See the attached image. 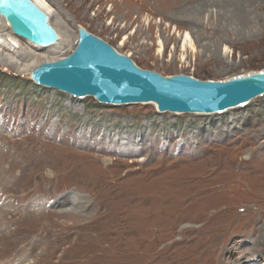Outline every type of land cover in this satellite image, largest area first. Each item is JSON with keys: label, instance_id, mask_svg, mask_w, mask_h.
<instances>
[{"label": "rangeland", "instance_id": "374dc122", "mask_svg": "<svg viewBox=\"0 0 264 264\" xmlns=\"http://www.w3.org/2000/svg\"><path fill=\"white\" fill-rule=\"evenodd\" d=\"M41 1L59 40L65 37L54 48L18 38L0 21V35L18 50L0 49V141L10 145L0 148V179L17 175L10 191L22 203L48 202L33 214L29 209L37 206L26 203L27 217L7 214L24 221L0 234V263L25 253L22 264H249L254 244L264 255V95L221 113L177 115L152 104L75 98L27 76L68 55L79 27L162 76L220 81L258 72L264 70V0L209 3V13L187 24L148 0ZM235 12L241 15L229 20ZM186 34L191 47L184 46ZM27 63L34 64L29 71ZM21 150L30 154L20 160L29 164L25 170L9 163ZM109 185L118 197L103 194ZM195 200L218 203V210L186 207ZM104 215L115 217L118 235L103 228Z\"/></svg>", "mask_w": 264, "mask_h": 264}, {"label": "water", "instance_id": "95a60500", "mask_svg": "<svg viewBox=\"0 0 264 264\" xmlns=\"http://www.w3.org/2000/svg\"><path fill=\"white\" fill-rule=\"evenodd\" d=\"M0 17L14 36L42 49L58 43L47 12L33 0H0ZM27 76L75 98L112 106L152 104L160 113L177 115L221 113L264 95V70L220 81L162 76L140 68L82 27L68 55L39 64Z\"/></svg>", "mask_w": 264, "mask_h": 264}, {"label": "bare ground", "instance_id": "6f19581e", "mask_svg": "<svg viewBox=\"0 0 264 264\" xmlns=\"http://www.w3.org/2000/svg\"><path fill=\"white\" fill-rule=\"evenodd\" d=\"M40 8H42L44 11L47 10L46 6L44 5V3L41 1V0H33ZM149 2H154L155 4L157 5H163L164 6V10L165 11H171L173 12L172 15H168L167 17L168 18H172L174 21H179L183 24H187V22H191L194 18H197L199 17L200 15L202 16V14H205V13H209V11L207 10L208 8V4L211 3V4H214L219 1H224L226 3H232L233 0H148ZM239 1V0H238ZM237 1V2H238ZM245 1V0H244ZM260 1V0H259ZM222 3V2H221ZM210 4V5H211ZM232 5V4H231ZM243 5V4H242ZM216 6V5H215ZM238 6V5H237ZM223 7H226L223 5ZM228 7V6H227ZM240 7H243V6H240ZM161 8V7H160ZM218 8V7H217ZM216 8V9H217ZM245 8V7H244ZM215 9V8H214ZM219 9V8H218ZM246 10V9H245ZM219 11V10H217ZM240 11V10H239ZM233 12V11H232ZM218 13V12H217ZM244 13V12H242ZM177 15V16H176ZM223 15V14H222ZM227 15V14H226ZM231 15V14H230ZM235 16H240L241 14L239 12H235L231 17H228L227 15V18L232 19L233 17ZM221 16V15H220ZM210 17V16H208ZM222 18H224V16H221ZM237 23H239L240 26L242 27H245V25L243 23H245L243 21V23L240 21V18H237ZM242 19V18H241ZM203 20V19H202ZM0 21L3 22V24H5L4 20L0 17ZM209 21V20H208ZM236 22V21H235ZM220 24V23H219ZM192 26V25H191ZM219 27V26H218ZM16 39V38H14ZM64 39L65 37L63 36V34H61L60 36V42L58 41L57 44L53 45V46H50L51 47H56L57 45H60L64 42ZM17 43V42H16ZM160 44V47H159V52H161L162 50V45L161 43ZM189 45V47H191V39L189 37L188 34L185 35L184 37V46L185 45ZM15 43L6 38H2V36L0 35V49L2 50H5L7 52H10V53H15L17 52L18 50H16V47H15ZM36 46V45H35ZM183 46V47H184ZM39 47V46H38ZM1 52V51H0ZM226 52V51H225ZM2 56V55H1ZM4 57V56H3ZM32 56H30L29 54H26V59H31ZM25 59V58H24ZM1 62H3L4 60H0ZM6 62H10L9 60H6ZM18 62V60H17ZM17 62H15V64H12V63H7L8 66L10 67H13L15 68V65H17ZM34 65V64H33ZM32 64L30 63H27V65H25V71H29L32 67H33ZM2 131L5 133L6 129H2ZM0 136H2V134L0 133ZM3 136H7L6 135H3ZM10 136V135H8ZM1 140V139H0ZM6 140V139H5ZM10 140H8L9 142ZM12 142V141H11ZM0 148H3V149H6V150H9L10 149V145L0 141ZM16 152V151H15ZM13 156L16 155L18 158L16 161H10L9 163L10 164H15V163H20V160L24 159H28L30 157V154L29 152H24L21 150L20 153H17L14 154V153H11ZM2 158H0L1 160ZM22 165V168L21 170H25L29 167V164H24L23 162L20 163ZM9 165V164H8ZM1 169V167H0ZM7 169V168H6ZM111 170V169H110ZM5 173H8V172H5ZM82 178V177H81ZM18 180L17 178V175H8L6 174L5 176H3L1 179H0V234H3L5 233L6 231H3L4 229H12L14 228L16 225L22 223L24 221V218L22 216V218L20 217L21 220H12L10 219V217L7 216L8 213H10V211H18L20 213H24L25 216L27 217V213L28 212V207L27 208H23V206L27 203L29 204L31 207H36V209L34 208H31L29 209V211H32L31 213L33 214L34 212H44L46 211L43 207L45 206V204L48 202L47 199H40V198H31L30 200L28 201H25L24 203H22V200H20L19 196L18 195H15V194H12L10 189L12 188V185H13V182H16ZM82 181V180H81ZM115 181V180H114ZM96 184V183H95ZM94 184V185H95ZM102 184V182H101ZM111 184V183H110ZM223 184V183H222ZM106 185V184H105ZM207 185V184H206ZM14 186V185H13ZM209 186V184H208ZM109 187L111 188H105L104 191H103V194L104 195H107V196H111L112 198H115L116 196L118 197V193L116 192V189L113 185H109ZM213 187V186H211ZM218 192V191H217ZM216 194V193H215ZM115 201V200H114ZM209 201V200H208ZM222 201V200H221ZM188 208H197V209H201V213H207V212H212L214 210L212 209H217L219 207V204L218 203H214V205L211 203V202H199V201H190V202H187L186 203ZM92 205V204H91ZM171 205V204H170ZM221 205V204H220ZM150 207V205H149ZM221 207V206H220ZM225 207V206H224ZM223 207V208H224ZM149 209V208H148ZM162 209H163V206H162ZM165 209V208H164ZM161 210V209H160ZM159 210V211H160ZM218 210V209H217ZM222 210V209H221ZM224 210V209H223ZM227 211V210H226ZM225 211V212H226ZM108 212V211H107ZM219 212V211H218ZM16 213V212H15ZM116 213V212H115ZM159 213V212H158ZM174 213V212H173ZM14 214V213H13ZM220 215V214H219ZM216 214V216H219ZM213 216V215H212ZM121 217V216H120ZM126 217V216H125ZM136 217V216H135ZM155 218V217H154ZM164 218V217H163ZM167 218V217H166ZM207 218V217H206ZM205 218V219H206ZM210 218V217H209ZM214 218V217H213ZM211 218V220L213 219ZM128 219V218H127ZM199 219V218H198ZM204 219V217H203ZM215 219V218H214ZM213 219V220H214ZM221 219V218H219ZM115 220V217L112 216L109 217L107 215H104L103 216V220H102V223L101 225L103 226V228L106 230V232H108L109 234H114V236L118 235L119 234V231L117 228H113L114 226H117L116 223L114 222ZM117 220V219H116ZM138 220V219H137ZM202 220V219H201ZM208 220V219H207ZM210 220V219H209ZM210 220V221H211ZM216 220V219H215ZM96 221V220H95ZM124 221V219H122V222ZM181 221V220H180ZM199 221V220H198ZM121 220L119 221V223H122ZM217 222V221H216ZM133 223V222H132ZM156 223V222H155ZM201 223V222H200ZM206 223V222H205ZM204 223V224H205ZM208 223H211L213 224L212 222H209ZM215 223V222H214ZM194 224V223H193ZM147 225V223H146ZM145 225V226H146ZM157 225V224H156ZM170 225V224H168ZM206 225V224H205ZM215 225V224H214ZM227 225V224H226ZM144 226V227H145ZM160 226V225H159ZM105 227H108L107 229ZM213 227V225H212ZM216 227V226H215ZM87 228V227H86ZM98 228V227H97ZM137 228V227H136ZM209 228V227H208ZM211 228V227H210ZM224 228V227H223ZM89 229V228H88ZM162 229V228H161ZM138 230V228H137ZM157 230V228H156ZM169 230V229H168ZM216 230V229H215ZM220 230V229H219ZM95 231V230H94ZM139 231V230H138ZM158 231V230H157ZM160 231V230H159ZM210 231V230H209ZM224 231V230H223ZM222 231V232H223ZM167 232V231H166ZM205 232V231H204ZM213 232V231H212ZM210 232V233H212ZM220 232V231H219ZM209 233V234H210ZM218 233V232H217ZM104 234V233H103ZM102 234V235H103ZM148 234V232H147ZM203 234V233H202ZM213 234V233H212ZM219 234V233H218ZM201 236V234H200ZM206 236V235H204ZM203 236V237H204ZM208 236V235H207ZM213 236V235H212ZM29 237V234H26V235H22V238H28ZM124 237V236H123ZM150 237V236H149ZM198 237V236H197ZM216 237V236H215ZM125 238V237H124ZM141 238V237H140ZM145 238V237H144ZM143 238V239H144ZM210 238V236H209ZM105 239V238H104ZM198 239V238H197ZM125 240V239H124ZM201 241V240H200ZM212 241V240H211ZM244 241V240H243ZM7 243H9L8 241H6ZM139 242V241H138ZM191 242V241H190ZM193 243V241H192ZM244 243V242H243ZM32 244H34L33 240H32ZM91 244V243H90ZM145 244V243H144ZM209 244V243H208ZM238 243L235 242V243H232L231 244V248L230 249H234V247L237 245ZM191 245V244H190ZM200 245V244H198ZM221 245V244H220ZM196 246V245H195ZM201 246V245H200ZM205 246V245H204ZM1 247V246H0ZM89 247V246H88ZM111 247V246H110ZM253 249V253H250L249 255L253 257V259L251 261H254V262H251L249 264H255L258 260H261L264 264V255L262 254L261 251H259L258 249V246H256L254 244V247H252ZM30 249H28L27 251H29ZM123 250V249H122ZM131 251V250H130ZM146 252V251H145ZM232 252V251H231ZM147 255V254H146ZM212 255V254H211ZM217 255V254H216ZM122 256V255H121ZM134 256V255H133ZM98 257V256H97ZM146 257V256H145ZM220 257V255H219ZM139 258V257H138ZM144 258V257H143ZM147 258V257H146ZM24 259H27V254H22V256H17L15 257L14 259L8 261V262H5V263H0V264H22L24 263ZM126 259V257L124 258ZM141 259V258H140ZM116 260H118L116 258ZM120 260H121V257H120ZM118 260V261H120ZM147 260V259H146ZM113 261V260H112ZM141 261V260H140ZM114 263V262H112ZM136 263V262H135ZM139 264V262H137ZM149 263V262H148ZM85 264V263H84ZM132 264V263H131ZM141 264V263H140ZM145 264V262H144ZM147 264V263H146ZM231 264V263H229Z\"/></svg>", "mask_w": 264, "mask_h": 264}, {"label": "trees", "instance_id": "16d2710c", "mask_svg": "<svg viewBox=\"0 0 264 264\" xmlns=\"http://www.w3.org/2000/svg\"><path fill=\"white\" fill-rule=\"evenodd\" d=\"M196 79H199L198 77L195 76Z\"/></svg>", "mask_w": 264, "mask_h": 264}]
</instances>
